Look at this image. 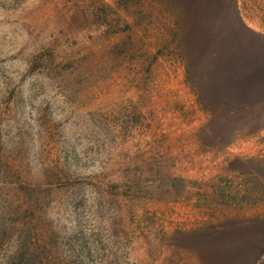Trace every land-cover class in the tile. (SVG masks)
Listing matches in <instances>:
<instances>
[{
  "label": "rangeland",
  "instance_id": "1",
  "mask_svg": "<svg viewBox=\"0 0 264 264\" xmlns=\"http://www.w3.org/2000/svg\"><path fill=\"white\" fill-rule=\"evenodd\" d=\"M0 264H264V0H0Z\"/></svg>",
  "mask_w": 264,
  "mask_h": 264
}]
</instances>
